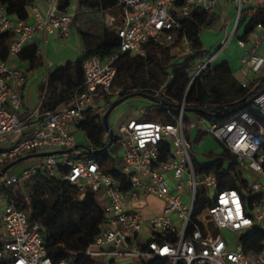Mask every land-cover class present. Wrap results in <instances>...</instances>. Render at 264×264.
<instances>
[{"label":"built area","instance_id":"obj_1","mask_svg":"<svg viewBox=\"0 0 264 264\" xmlns=\"http://www.w3.org/2000/svg\"><path fill=\"white\" fill-rule=\"evenodd\" d=\"M217 1L119 0L121 11L105 15L106 26L119 38L118 50L104 63L97 56L85 59L79 91L56 109H44L41 113L37 109L23 110L19 86L26 83L28 76L11 66L9 59L38 34L68 36L71 13L58 10V0H46V13L34 8L27 19L11 16L0 6V34L12 35L8 59H0V170L23 155L74 147L72 126L79 123L82 113L98 109L97 98L120 94V89L113 87L118 57L122 53L143 57L149 42L165 47L175 43L177 37L180 45L192 54L184 19L196 9L211 10ZM243 1L235 0L236 23ZM254 29H258L254 38L257 46L264 38V25L257 23ZM229 41L226 38L218 42L196 63L192 78L212 65ZM244 61L257 70L262 58L252 50ZM172 79L173 73H169L152 94L167 100ZM258 85L248 79L241 81L248 93H253ZM251 99L261 119L243 110L224 122L197 115L187 126V104L183 98L175 102L176 113L171 121L126 120L117 127L113 139L114 149L120 151V177L105 171L92 157L80 156L75 149L43 156L36 164L12 175L5 172L0 186L9 187L44 172L70 182L78 192L94 193L105 220L85 249L91 258H135L145 262L164 259L169 264H264V89ZM193 128L214 137L237 159L242 174H251L243 192L220 188L213 172H199L195 168V155L185 131ZM163 143L169 145L165 158L160 151ZM247 194L254 195V199ZM151 196L161 200L163 208L159 214L144 217L134 202ZM200 203L204 206L197 209ZM205 211L207 220L203 216ZM250 231L262 234L258 247H246L255 234L248 235ZM149 232L151 239L144 241L143 235ZM43 235L41 226L30 221L25 210L7 200L0 211V264H54ZM157 235L171 236L172 241L158 242L154 239ZM64 263L62 260L58 264Z\"/></svg>","mask_w":264,"mask_h":264},{"label":"trees","instance_id":"obj_2","mask_svg":"<svg viewBox=\"0 0 264 264\" xmlns=\"http://www.w3.org/2000/svg\"><path fill=\"white\" fill-rule=\"evenodd\" d=\"M71 1L58 0V10L68 11ZM77 1L78 11L74 12L72 16L71 26L75 25L82 14L89 13L104 28L101 29L99 35L82 31L87 44L84 53L73 62H66L62 66L49 70L46 86L41 84L39 87L41 91L45 87V93L41 101L44 109H56L61 104L68 102L79 91L84 78L83 62L85 59L91 56L106 59L119 48L117 34L105 25L106 13L116 15L121 11L119 0ZM31 4L32 0H0V6H4L9 15L18 19L28 18L26 8ZM242 21H246L244 35L252 32L257 23L264 25V7L258 5L242 6L238 23ZM186 33L195 55L189 54L180 59L175 58L172 49L179 41V37H177L175 43L165 47L149 42L146 46V54L143 57L130 53H122L118 57L115 61L116 73L113 87L119 88L120 94L116 97H105V105L102 109H87L82 113V118L76 128L85 133L87 144L79 145L76 149L80 156L92 157L105 171L120 177L121 160L117 161L120 156L117 155V151L113 147L114 140L111 146L107 147L108 138L102 115L108 105L116 98L137 91L152 94V85H157L154 89L159 87L169 73H173L170 91L175 90L179 101L184 98L186 104L195 102V106H187V108L199 109L200 112H196V114L203 115L210 121L224 122L234 117L239 111L246 110L261 119L260 112L253 102L246 104L253 94L264 89V84L258 85L253 93H248V89L242 87L241 82L237 81L232 75L228 63L225 61L206 66L196 76L186 95L184 94L191 77V65L202 47L198 30L192 33L186 31ZM11 39L12 35L10 33L0 34V59L2 61L8 59V45ZM18 57L21 60H28L31 69L43 63L42 53L36 47L24 46L18 53ZM126 77H130L132 80L131 89L126 88ZM168 101L171 103L170 105H161L156 108L155 115L163 118L161 122L171 121L172 115L176 113L175 102ZM168 110L171 113H168ZM228 112L230 113L226 115ZM147 120L155 119L147 117ZM185 131L194 152L192 142L199 141L207 133L197 129L195 137L191 139L193 129ZM160 151L162 158L167 157L169 153L168 143L161 144ZM194 155L193 164L195 168L199 172H213L218 179L220 188H236L240 192L245 190L248 177L242 174L237 166V159L227 150L223 149L221 154L210 153L209 155L212 157L210 159L203 158V161L195 153ZM59 170L63 171L64 169L59 167ZM37 180L42 181L55 193L54 200L48 202L43 194L35 188L27 196V200L22 199L17 203V206L27 212L30 221L37 222L43 229L46 249L54 264H58L62 260H64V264H95L94 260L85 254V249L99 233L105 216L101 206L94 199V193L78 192L70 182L61 180L56 175H47L44 172H38L37 175L22 183ZM13 186H0L3 191L7 190L4 193L6 200L9 199V189ZM247 195L250 199L255 197L252 194ZM203 206L204 203H200L197 204L196 208L200 209ZM253 232L255 234L250 237L246 247H258L262 234L250 231L248 235ZM154 239L158 242L163 240L172 241L171 236L168 235H157ZM143 264H169V262L164 259H154L148 262L143 261Z\"/></svg>","mask_w":264,"mask_h":264},{"label":"crops","instance_id":"obj_3","mask_svg":"<svg viewBox=\"0 0 264 264\" xmlns=\"http://www.w3.org/2000/svg\"><path fill=\"white\" fill-rule=\"evenodd\" d=\"M255 5L264 7V0H244L242 6L248 7ZM34 8L44 15L48 10L46 0H32V4L28 5L26 8L29 18L31 17ZM235 9V0H218L217 4L211 10L203 11L202 9H196L188 18L184 19L185 30L188 33L198 30L199 39L202 43L200 53L196 55L195 62H193L194 64L190 69L191 76H193V69L196 63L201 61L203 57H205V55H207L217 45L218 42L223 39L230 38L229 45L224 48L213 64L225 61L228 63L230 71L237 81L241 82L248 79L251 83H259V85L264 84V38H262L260 43L255 46L254 38L258 33V29H253L252 32L244 35L246 21L236 23ZM77 11L78 1L72 0L68 8V12H70L71 16H73L74 12ZM242 25H244V28L243 32L240 34L239 30ZM102 28H104L103 25L99 21L95 20V18L93 19L92 15L89 13L82 14L81 18L71 27V31L68 36H62L58 33H51L47 35L38 34L26 44L27 47H36L41 51L43 56V63L41 65L31 69L30 62L28 60H21L18 55L9 59V64L11 66L23 70L28 76L26 83L19 86L23 98V110L37 109L40 113L44 110V108H42L41 101L45 93V87L39 95L36 88L40 87L41 84L46 86L49 70L62 66L66 62H73L84 53L87 44L82 31L99 35ZM88 40H90V38H88ZM239 40H242L243 43L238 44L237 41ZM179 47H183L186 50V54L184 56L191 54L187 52L186 47L180 45L178 42L172 49L173 55V51L179 50ZM189 49L191 50L192 55H195L194 49L191 47V43ZM252 50H254L255 53L262 58V62L258 65L257 70L253 69V65L250 62L246 63L244 61L245 56ZM153 89L151 88V91ZM96 102L99 105V108L102 109L105 105V98H97ZM144 105L147 104L144 103ZM149 112L150 111H145V109L140 108L137 117L129 115L121 123L128 119H145V117L149 115ZM194 113L196 114V112ZM34 120H36V117ZM74 128L77 129L76 125L72 126V132L76 140V145L87 144L85 133L78 129V131L81 132L78 135L77 132L74 131ZM203 138L204 136L201 139ZM201 139L199 141H201ZM34 158L35 160L27 163L25 167L36 164L41 157ZM137 206L141 210L144 217H149L159 214L162 211L163 202L156 197L151 196L146 200H141V203ZM92 259L95 264H102L95 261L94 258ZM101 259L104 261L103 264H118L121 261H135L137 264H143V261L135 258H125L118 261H112L111 258Z\"/></svg>","mask_w":264,"mask_h":264},{"label":"rangeland","instance_id":"obj_4","mask_svg":"<svg viewBox=\"0 0 264 264\" xmlns=\"http://www.w3.org/2000/svg\"><path fill=\"white\" fill-rule=\"evenodd\" d=\"M106 25V24H105ZM107 27V26H106ZM243 28L244 25H242L240 27L239 33L241 34L243 32ZM175 58H182L184 57V55L186 54V50L183 47H179V50H174L173 51ZM105 62V58L102 59V63ZM195 62V61H194ZM194 63H192L191 67L193 66ZM163 79V77H162ZM196 78L192 79V76L190 77V81L189 84L184 92V94L186 95V93L188 92V90L190 89V87L192 86L194 80ZM126 88L127 89H131L132 88V80L130 79V77H126ZM117 84V83H116ZM155 85H152V89L155 88ZM36 91L39 93L41 92L40 88L37 87ZM168 99L170 101L176 102L179 101V99L176 97V93L175 90L172 89L171 91L168 92L167 94ZM38 98V97H37ZM144 103H146L147 105H144ZM196 103L195 102H191L189 104H187V106H195ZM161 105L158 103H154L151 100L145 99L143 97L140 96H133V97H129L126 100H124L123 102H121L120 104H118L110 113L109 117H108V123L109 126L111 127V129L113 130V132L117 131V127L119 126V124L129 115H134V116H138L139 114V110L140 108L145 109V111H150L149 115L145 117V119H147V117L149 119H155L158 121H163V118L161 116H157L155 115L156 113V108L160 107ZM163 106V105H162ZM197 118V115L192 112V111H186L185 112V121L184 124H186L188 126L190 121H195ZM74 131L77 132V134L79 135V133H81L80 131H78V129L74 128ZM187 131H189L187 129ZM197 133V129L193 128L192 131V138L193 139L195 137ZM206 136V137H205ZM9 143V142H8ZM8 143H4L3 145H6ZM192 145L194 147V153L198 156V158L203 161V158H207L210 159L212 156H210L209 154H221L223 152V148L222 146L216 141V139L214 137H212L210 134H205L204 138L201 139V141H197V142H192ZM117 155L120 156V151H117ZM215 156V155H214ZM33 160H35L34 157L32 158H28L25 159L15 165H13L11 168H9L6 172V175H12L15 173H18L21 169H23L25 167V165L27 163L32 162ZM117 161L119 162L120 159L117 158ZM242 171V170H241ZM244 172V171H242ZM246 177L251 178V174L249 172H246ZM4 175H2L0 177V180L3 178ZM172 183V182H171ZM36 184V186H35ZM37 188L38 192L42 193L44 198L48 201V202H52L55 198V193L48 188L44 183H42V181L37 180V181H28L27 183H22V181L17 184L14 185L13 187H11L9 189L10 195H9V199L8 201H12L15 204H17L18 202H20L22 199L27 200V196L29 194H31L34 189ZM6 191H3L2 189H0V211H2L4 209V207L6 206L7 200L6 197L4 195V193H6ZM95 200L100 202V200L98 199V197L95 196ZM136 205H139L141 203V200H137L134 202ZM236 236H238V234L236 233ZM152 235L151 233H146L145 235H143V240L144 241H148L149 239H151ZM95 259V261L100 262V263H104L103 259H101L100 257H92ZM118 264H137V262L135 261H121Z\"/></svg>","mask_w":264,"mask_h":264},{"label":"water","instance_id":"obj_5","mask_svg":"<svg viewBox=\"0 0 264 264\" xmlns=\"http://www.w3.org/2000/svg\"><path fill=\"white\" fill-rule=\"evenodd\" d=\"M195 77H193L192 79H194ZM133 96H142V97H145L149 100H151L152 102L154 103H158L160 105H164V106H168L170 105L171 103L166 100V99H162V98H159L151 93H147V92H143V91H137L135 93H132L130 95H125V96H122V97H119V98H116L115 100H113L109 105L108 107L106 108L105 112L103 113L102 115V121H103V124L105 126V129H106V133H107V138H108V143H107V147L111 146L112 142H113V139H114V132L113 130L111 129V127L109 126V123H108V117L110 115V113L112 112V110L118 105L120 104L121 102H123L124 100H126L127 98L129 97H133ZM252 102V99H249L247 104H250ZM187 111H193V112H200L199 109L197 108H187ZM230 112H228L226 115H228ZM79 147V145H75L74 147L72 148H69L67 150H56V151H42V152H36V153H32V154H27V155H23L21 157H18L16 158L15 160L9 162L8 164H6L1 170H0V177L5 173L7 172V170L9 168H11L13 165L25 160V159H28V158H31V157H43V156H46V155H50V154H62V153H66V152H71L75 149H77Z\"/></svg>","mask_w":264,"mask_h":264},{"label":"bare ground","instance_id":"obj_6","mask_svg":"<svg viewBox=\"0 0 264 264\" xmlns=\"http://www.w3.org/2000/svg\"><path fill=\"white\" fill-rule=\"evenodd\" d=\"M203 216H204L205 219L207 220V214H206V211L204 212Z\"/></svg>","mask_w":264,"mask_h":264}]
</instances>
